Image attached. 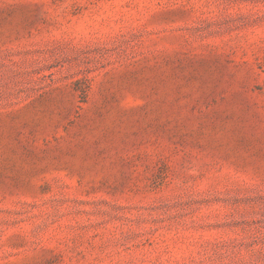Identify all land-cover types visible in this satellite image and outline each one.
<instances>
[{
  "label": "rangeland",
  "instance_id": "374dc122",
  "mask_svg": "<svg viewBox=\"0 0 264 264\" xmlns=\"http://www.w3.org/2000/svg\"><path fill=\"white\" fill-rule=\"evenodd\" d=\"M0 264H264V0H0Z\"/></svg>",
  "mask_w": 264,
  "mask_h": 264
}]
</instances>
